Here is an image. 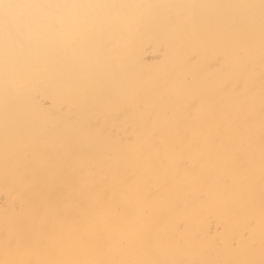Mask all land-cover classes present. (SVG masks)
I'll list each match as a JSON object with an SVG mask.
<instances>
[{
	"label": "bare ground",
	"instance_id": "bare-ground-1",
	"mask_svg": "<svg viewBox=\"0 0 264 264\" xmlns=\"http://www.w3.org/2000/svg\"><path fill=\"white\" fill-rule=\"evenodd\" d=\"M0 264H264V0H0Z\"/></svg>",
	"mask_w": 264,
	"mask_h": 264
}]
</instances>
